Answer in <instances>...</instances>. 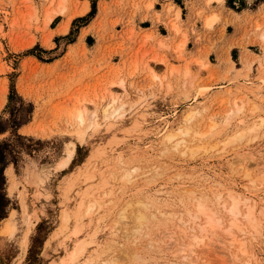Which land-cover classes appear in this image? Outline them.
Wrapping results in <instances>:
<instances>
[{"label":"rangeland","instance_id":"rangeland-1","mask_svg":"<svg viewBox=\"0 0 264 264\" xmlns=\"http://www.w3.org/2000/svg\"><path fill=\"white\" fill-rule=\"evenodd\" d=\"M152 1L0 0V115L10 116L13 81L33 112L18 128L31 142H12L37 148L4 169L0 227L13 210L15 230L0 234V264H49L75 239L82 252L67 264H264V0H205L218 6L195 12L204 32L182 28L171 2L166 19L153 12L152 28L140 29ZM83 6L60 32L65 13ZM225 8L246 13L235 19L241 36L222 48L235 21ZM167 133L178 134L163 144ZM232 194L250 197L252 228L239 216L244 231H230ZM78 200L79 218L63 222ZM199 202L219 219L214 236L201 233ZM194 235L203 242L189 247Z\"/></svg>","mask_w":264,"mask_h":264},{"label":"bare ground","instance_id":"bare-ground-1","mask_svg":"<svg viewBox=\"0 0 264 264\" xmlns=\"http://www.w3.org/2000/svg\"><path fill=\"white\" fill-rule=\"evenodd\" d=\"M104 7V6H103ZM102 7V8H103ZM101 8V7H100ZM104 9V8H103ZM84 10H86V7L85 6H83L81 9H79V10H76L75 12H71V13H65V20L61 23V27H60V29H59V31L60 32H65L66 31V29H67V25L69 24V22H70V20H71V18L74 16V15H76V14H80V13H83L84 12ZM58 11L59 12H62L63 11V7L62 6H59L58 7ZM103 12V11H102ZM175 12H176V16L178 17V10L176 11V9H175ZM175 15V14H174ZM53 17V13H51L50 15H48L47 16V21H49V20H51V18ZM176 18V17H175ZM213 20V18H208L207 19V21H206V24H211L210 22ZM171 28V27H170ZM172 28L174 29V30H177V28H176V26L173 24L172 25ZM46 45H47V43H46ZM18 89H19V87H18ZM107 108V107H106ZM77 116H75L76 117V119H78V123H82V121H83V114H82V111L81 110H77ZM110 114H111V112H110ZM192 115H193V113H187V115L185 116V117H183V118H185L186 120H190L191 118H192ZM26 128V127H25ZM29 130V129H28ZM179 133V132H178ZM178 133H167V134H165L162 138L163 139H161V141H162V143L163 144H165V143H170V142H172V140H173V138L174 137H176V135L178 134ZM72 154H73V147H72V144L71 143H68V150H67V155L65 156V157H63V158H61V159H59L58 160V162L56 163L57 165H58V167L59 168H62V167H64L69 161H70V158H71V156H72ZM56 165V166H57ZM12 185V184H11ZM11 185H9V186H11ZM82 196V195H81ZM229 196H231V197H229V199L231 198V200L230 201H232V202H230L229 203V205H228V207H227V212H229V215H230V226H229V229H230V227H234L236 230H240V231H244V228H245V225H244V222H245V220L247 221V223H249L250 224V227L252 228V226L254 225H256V222L255 223H253V221H256L254 218V207L251 205V206H249L248 205V201L250 200V197L248 196V197H246L245 199H241V200H238V199H235L233 196H235L234 194H232V195H229ZM233 197V198H232ZM237 197V196H236ZM99 199H100V197H99ZM102 199V198H101ZM95 201V200H94ZM101 201V202H100ZM96 200V205H100V203H102V200ZM243 203V204H246L245 206H246V208H245V211L243 212V211H241V207L239 208V203H241V202ZM23 203V206L25 207L26 206V202H22ZM87 204H89V205H87L86 207H87V213H89L90 211H91V208H93L94 207V205H95V202L94 203H92V202H88ZM199 204V205H198ZM197 204V214H200V215H203V217H205V219H204V223L203 224H201L200 225V230H201V233H206V232H208V231H210V232H212L213 233V231H214V229H216V227L218 228L219 226H220V224L218 223V221H219V219L218 218H216V219H214L213 218V214H212V212H210L209 211V209H205V206L203 207L202 205H204V204H200V202ZM127 205L128 204H126L124 207H123V210H125V207H127ZM254 205V204H253ZM81 206V203H80V201L78 200V203L76 204L75 203V210L73 211V212H71L70 211V213H72V214H70V213H67V212H62V220H63V222H65V223H67V221L69 220V217L70 216H73V217H77L78 216V218H79V216L80 215H78L79 213V208H81L80 207ZM130 206V205H129ZM131 207V206H130ZM133 207V206H132ZM132 209V208H131ZM130 209V210H131ZM70 210V209H69ZM72 210V209H71ZM132 211H133V209H132ZM135 212V211H134ZM13 214V210H11L10 211V213H9V215H8V217H6V218H4L3 220H2V225H1V227H0V234L1 235H12L13 233H14V230H15V226H14V224H13V222L11 221V215ZM135 218L137 219V221H138V223H140L139 221L141 220V219H143L142 217L143 216H141L140 214H138L137 215V213H135ZM133 216V217H134ZM243 217L242 219H243V226L241 225V222H240V219L238 218V217ZM120 217V216H119ZM124 217V216H123ZM257 217V216H256ZM81 218V217H80ZM121 218H122V216H121ZM71 219H74V218H71ZM76 219V218H75ZM241 219V220H242ZM217 220V221H216ZM246 223V225H248L247 227H249V224H247ZM67 225V224H66ZM229 229H228V227H227V229L226 228H224L223 229V231L225 232L226 231V234H228L229 235V237H230V239H229V244H233L234 242H236V239L237 238H235L234 237V233H233V235H231V229H230V231H229ZM233 230V229H232ZM76 232H73V235L75 234ZM79 234V233H78ZM68 234H66V236H67ZM212 236H214V233H213V235ZM212 236L210 237V238H212ZM193 238H195L196 239V242H194L193 244L191 243L190 245H188L189 247H191V246H193V245H197L198 243H200V242H203V238H204V235H201V236H199V235H197V236H195L194 235V237ZM214 238V237H213ZM215 239V238H214ZM213 239V240H214ZM210 241L212 240V239H209ZM212 240V241H213ZM215 241V240H214ZM188 244V243H187ZM186 244V245H187ZM81 252H82V246H81V244H80V242L77 240V239H75L74 241H73V243H72V246H71V248L68 250V251H66V253H65V255H64V257H62V258H60V259H58V260H54V261H52V262H50L49 264H67V262H72V261H76V259L81 255Z\"/></svg>","mask_w":264,"mask_h":264},{"label":"trees","instance_id":"trees-1","mask_svg":"<svg viewBox=\"0 0 264 264\" xmlns=\"http://www.w3.org/2000/svg\"><path fill=\"white\" fill-rule=\"evenodd\" d=\"M226 2L228 6L235 8L234 0H227ZM95 7V2H92L91 10L87 14L88 18L94 15ZM79 19L83 20L85 18L82 17ZM7 99L8 102L5 108L9 109L10 116L8 118H3V116L0 115V133L7 131L10 133L9 138L0 141V220L3 218L4 210L8 204V199L3 192L5 185L4 169L10 162L15 165L17 164L21 150H25L28 153L37 150L31 143L23 145H15V143H13L20 140H28L31 142V138H27L18 133V128L30 120L33 112V104L31 102H25L23 98L18 95L13 81L10 84ZM16 103L18 104L16 105Z\"/></svg>","mask_w":264,"mask_h":264},{"label":"crops","instance_id":"crops-1","mask_svg":"<svg viewBox=\"0 0 264 264\" xmlns=\"http://www.w3.org/2000/svg\"><path fill=\"white\" fill-rule=\"evenodd\" d=\"M105 1H109V0H105ZM167 2H171L172 4H175L176 6L179 7V16H180V22L181 27L182 28H187L188 30L192 27L193 23H195L196 29L197 31L200 32H204L203 28V22L202 21H197V16L195 15V12L198 11V9L202 8L207 12H210L211 9H216V7L218 6L216 4V2H211L210 5H206L205 4V0H182V3L184 4L186 2V5L184 4V6H180L177 3L174 2V0H153L152 1V11L149 12V17L146 18H140L141 16L137 15V22H138V26L140 29H149L152 28L153 26V21L151 20V17H153V12H156L158 15H160V19H166V12L165 10H163V5ZM189 2V3H188ZM225 2V1H224ZM192 4V7H190ZM86 7V6H85ZM87 8V7H86ZM245 10H241V11H234V10H230L227 8H225V10H223L221 12L222 17L223 18H227L229 20H235L236 17L237 19H242L245 15ZM211 14V13H210ZM143 15V13H142ZM239 20H235L234 22L230 21L228 23H226L225 27L227 28L228 26H232L233 27V31L226 33V36L224 37V40L221 41L220 43L217 44V46H222V48L226 47L227 44H229L230 42H233L234 40H236L238 37L241 36V32H242V27H238L240 24L238 22ZM241 21V20H240ZM143 23H147L146 26H142L141 24ZM158 24V23H157ZM158 26V25H157ZM162 35V34H160ZM164 35V34H163ZM238 48L239 47L236 44H232L231 48ZM212 64H216L215 62ZM163 64L160 63H155L156 67H160ZM223 66V65H221Z\"/></svg>","mask_w":264,"mask_h":264}]
</instances>
